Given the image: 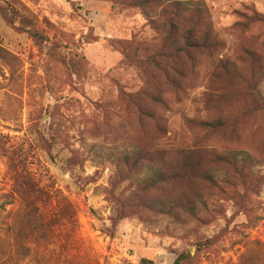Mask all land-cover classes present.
<instances>
[{
    "label": "rangeland",
    "instance_id": "1",
    "mask_svg": "<svg viewBox=\"0 0 264 264\" xmlns=\"http://www.w3.org/2000/svg\"><path fill=\"white\" fill-rule=\"evenodd\" d=\"M196 2L222 46L213 58L192 52L194 71L184 61L187 78L174 87L139 66L159 37L150 18L165 5L148 17L129 0H0V264H174L186 252L181 264H264V79L251 91L257 100L237 98L234 85L215 110L204 104L218 60L254 50L256 75L264 72V21L253 19L264 0ZM225 115L234 133L202 146L250 154L248 189L219 166L230 185L198 183L201 221L152 210L146 203L166 188L141 191L144 163L124 177L127 154L147 143L175 150L192 141L187 119ZM115 200L130 206L116 228Z\"/></svg>",
    "mask_w": 264,
    "mask_h": 264
},
{
    "label": "trees",
    "instance_id": "2",
    "mask_svg": "<svg viewBox=\"0 0 264 264\" xmlns=\"http://www.w3.org/2000/svg\"><path fill=\"white\" fill-rule=\"evenodd\" d=\"M129 1L131 7L144 10V15L148 17L151 15L147 10L159 7L161 4L165 5L160 13H154V19L150 18L159 37L155 39L156 42L151 50H144L145 57L139 64L140 68L145 70L146 75L150 71H156L165 76L170 86L178 87L180 85L178 79H185L188 75V66L184 61L189 63L191 71H194L196 59L192 57V52H200L213 58L222 46L221 40L210 33L208 22L204 19L208 12L203 9L202 2H196V0ZM253 19L264 21V16L254 13ZM186 24H189V27L184 31L183 27ZM32 35L36 41L43 39L38 31L33 32ZM260 65L261 58L254 50H244L238 60H231L228 57L218 60L213 71L214 85L210 83L211 85L204 93V104L207 110H215L223 102L228 101L231 95L229 92L234 85L240 87L237 91V98L257 100L256 96L251 98L254 95L251 91L257 89L256 79L258 76H260L259 81L264 79L263 71L256 75V69ZM145 96L157 99L150 92H146ZM245 113L250 112L246 110ZM236 122L230 115L214 116L207 120L189 118L186 125L193 136L191 142L183 137L182 146L175 150L164 151L156 148L150 149L153 146L151 143H147L146 146H137L134 154L126 156L128 170L123 175L131 178L137 168L141 167L143 163L146 164L148 175L141 181V191L149 192L164 186L167 192L163 200H149L146 205L156 212L169 215L175 220V223H181L180 217L176 216L175 212L177 211H182L188 220L201 221V208L208 210V203L203 198V192L199 190L198 183L210 184L223 193H227V191L221 188V184L225 182L230 185L229 174L221 170L219 166L233 169L240 180V185L244 189L249 187L245 175L254 172L250 154L237 151L218 152L215 149L202 146V141L205 138L209 139L216 133L232 130ZM205 135L207 137H204ZM237 199L238 204L241 205L242 195L239 194ZM115 201L122 207L116 210L118 213L112 220L113 226L116 228L126 218V213L123 210L130 206L122 200ZM40 210L39 212H41ZM44 211L42 209L41 227L45 225L43 223L46 219ZM212 244V241H206L200 245V249L212 246ZM188 258H191L190 253H182L174 264H181ZM144 262L152 263L148 260H144Z\"/></svg>",
    "mask_w": 264,
    "mask_h": 264
}]
</instances>
